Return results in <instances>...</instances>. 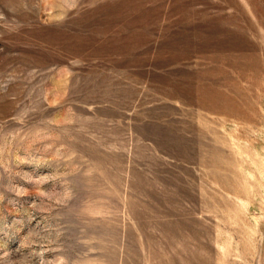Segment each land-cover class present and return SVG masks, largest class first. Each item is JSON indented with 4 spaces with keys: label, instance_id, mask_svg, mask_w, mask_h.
Masks as SVG:
<instances>
[{
    "label": "rangeland",
    "instance_id": "374dc122",
    "mask_svg": "<svg viewBox=\"0 0 264 264\" xmlns=\"http://www.w3.org/2000/svg\"><path fill=\"white\" fill-rule=\"evenodd\" d=\"M0 264H264V0H0Z\"/></svg>",
    "mask_w": 264,
    "mask_h": 264
}]
</instances>
